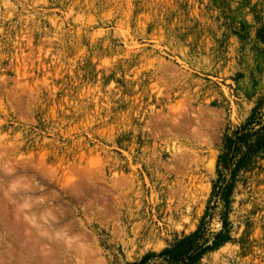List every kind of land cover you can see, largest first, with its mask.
<instances>
[{"label":"rangeland","instance_id":"374dc122","mask_svg":"<svg viewBox=\"0 0 264 264\" xmlns=\"http://www.w3.org/2000/svg\"><path fill=\"white\" fill-rule=\"evenodd\" d=\"M263 126L264 0H0V264H264Z\"/></svg>","mask_w":264,"mask_h":264},{"label":"trees","instance_id":"16d2710c","mask_svg":"<svg viewBox=\"0 0 264 264\" xmlns=\"http://www.w3.org/2000/svg\"><path fill=\"white\" fill-rule=\"evenodd\" d=\"M264 128V126H263ZM248 135H243L238 141L246 144ZM264 147V136L260 137L254 145L248 146L249 152H256ZM239 161L236 165H239ZM207 231L201 224L199 228L190 236L178 241L172 248L165 249L158 257L162 258L165 264H195L201 256L209 249L207 246ZM220 235L216 237L212 246L218 245L217 240Z\"/></svg>","mask_w":264,"mask_h":264},{"label":"bare ground","instance_id":"6f19581e","mask_svg":"<svg viewBox=\"0 0 264 264\" xmlns=\"http://www.w3.org/2000/svg\"><path fill=\"white\" fill-rule=\"evenodd\" d=\"M5 232V231H4ZM26 249V248H25ZM29 249H30V246L29 245H27V250L26 251H28L29 252Z\"/></svg>","mask_w":264,"mask_h":264}]
</instances>
